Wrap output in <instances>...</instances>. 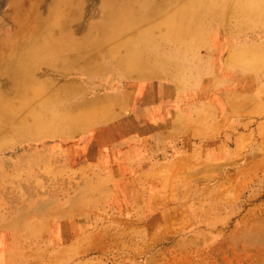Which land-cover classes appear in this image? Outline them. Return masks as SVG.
Segmentation results:
<instances>
[{"label": "rangeland", "instance_id": "obj_1", "mask_svg": "<svg viewBox=\"0 0 264 264\" xmlns=\"http://www.w3.org/2000/svg\"><path fill=\"white\" fill-rule=\"evenodd\" d=\"M109 1L0 0V206L12 204L0 264H264V0H231L259 6L247 14L214 0L223 11L197 21L187 49L167 44L141 65L120 50L174 6L105 39ZM168 78L186 97L148 120L166 118L162 134L142 135L139 89ZM52 94L99 112L38 134L47 106L16 127Z\"/></svg>", "mask_w": 264, "mask_h": 264}, {"label": "bare ground", "instance_id": "obj_2", "mask_svg": "<svg viewBox=\"0 0 264 264\" xmlns=\"http://www.w3.org/2000/svg\"><path fill=\"white\" fill-rule=\"evenodd\" d=\"M232 1L228 0V4L229 2L231 4ZM163 3V6H155L154 4L148 3L145 0H135V2L133 3H130V1L127 0H113L109 1L106 4V9L108 10L109 15L102 21L101 24L105 39H107L106 37L116 35V33H120V31L123 32L122 30L126 27L139 25L142 19L146 17H153L161 9H164L171 5L174 6L171 11H166L165 14L160 15L158 17V20L156 21V24L146 25L143 30L135 32L132 36H130L126 41L127 43L123 41L124 43H126L125 46L128 48V51L123 52V50H120V57L118 58L120 63L123 59H125L124 61L128 63L132 62L134 65H141L147 62L145 58L147 54H154L161 60L164 56L160 48H163L167 44H177L187 49L189 45H191L189 31L192 29L193 26L197 24V21L199 22L202 18L207 17L208 12L213 11L214 13L218 14L223 11L222 6H220L219 4H215L214 0H187L185 2H183L182 0H164ZM235 5L240 12H243L245 14L259 11V6L252 1H240L237 4L235 3ZM231 6L232 8L234 7L232 4ZM154 27H158L159 29L151 32L152 28ZM41 51L43 50H40V52ZM41 53L47 52L43 51ZM102 53H106L108 55L109 52L108 50H104ZM160 55L162 56V58ZM167 63L172 64L171 61H167ZM157 71L158 70H150L149 72L153 74ZM168 79L169 80L166 79L162 81L153 80L151 81L152 83L150 85L147 83L148 85H142L139 89V91H141V94L139 95L144 94L145 98L147 99V102L146 104L141 106L140 111L138 109L137 112H133L134 119L130 122V124L132 125V128L134 130L136 128H141V132L143 131L142 135L151 134L152 130L155 128L159 134H162L161 132H164L167 127V119L155 116L157 119L153 121L150 126H148V120L154 118L152 116L155 113L161 112L162 108L165 105L174 102L176 103L177 100H179L180 98L186 97V92L174 87L171 82V79ZM28 83L29 82L27 80H23L21 78L14 81V94L17 98L22 96L20 102L22 101L23 104L26 103L25 105L30 102H27L28 98H23V95L28 89ZM109 85L111 84H108V86L106 85L107 89L111 88ZM52 96L53 94L45 98L43 101L39 102L38 105L31 107L22 117L16 119L14 121V123H16V127L27 122L30 117L33 118L36 114H33L35 111L43 107L47 108V106H49V108H52L53 111L49 116V120H43L41 116L36 117V126H41L37 129L38 134L42 133L44 135H50L52 129L49 127V124L67 128V124H69L71 121H74L75 118H77L78 120L77 123L82 124L85 122V119H89L90 117H93L97 112H99L97 108H89L86 110L79 109V111H75L74 108L71 109L67 106V108H64L62 107L63 105L59 104L61 102H58V99ZM161 96H164L163 101L161 100ZM96 99L97 98H94L92 101ZM153 100L156 102L154 105ZM83 105L84 103L82 104V106ZM87 106H92V104H87ZM68 110L71 111L67 116L59 113ZM45 112L46 111L43 110L42 114H44ZM176 114L177 112H174V115ZM14 118H16V116H14ZM46 121H48V123H46ZM118 131L119 130L116 128L111 130L112 133H118ZM105 139L108 138L106 137ZM138 200L139 198L137 197L133 199V206H137V204L140 203V200ZM9 203L10 202H8V204L0 206L1 211L11 209L12 204ZM38 211L41 213L43 212L42 209ZM0 226H3L1 228H5L6 223H3ZM0 242H2L1 236ZM185 243H187L188 246L195 244V242L192 241H186ZM2 246H4V242L2 243ZM188 264L199 263L190 260Z\"/></svg>", "mask_w": 264, "mask_h": 264}]
</instances>
